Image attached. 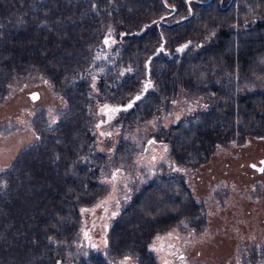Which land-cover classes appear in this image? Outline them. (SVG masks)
Masks as SVG:
<instances>
[{"label": "rangeland", "instance_id": "obj_1", "mask_svg": "<svg viewBox=\"0 0 264 264\" xmlns=\"http://www.w3.org/2000/svg\"><path fill=\"white\" fill-rule=\"evenodd\" d=\"M256 17L260 16L255 3H239L236 28L240 40L248 38L249 23ZM38 28L50 30L48 25ZM110 33L97 48V61L83 71L111 74L113 67L110 66L114 62L109 58L116 54L118 40L113 30ZM196 34L194 31L188 33L191 39L200 37L194 36ZM202 38L196 46L187 43L192 46L187 48L176 66L169 64L161 68L158 86L151 85L147 100L132 113L122 116L112 131L100 126L99 132L96 125L98 141L92 134V123L99 115L89 113L86 107L92 103L95 93L86 89L83 83L76 91L63 93L69 101L72 98L69 95L74 94L72 102L62 99L61 104L55 103L52 107L53 93L45 85H29L0 107V173L10 167L21 178L16 180L18 189L28 186L23 191L28 213L21 215L24 226L15 235L16 239L25 242L27 232L32 234L37 225L36 216L51 210L50 207L54 210L50 216L58 225H69L75 216L56 210L60 206L70 213L68 205L64 204L62 175L75 176L83 172L88 184L98 181L99 186L95 189L99 193L92 205L79 208L81 220L72 222L76 227L73 238L79 240L75 250H82V246L94 250L93 254L90 249L83 254L82 262L107 264L106 261L111 260L99 258L100 252H96L104 250L109 258L124 256L121 258L123 264H247L248 261L243 260L245 252L239 248L243 242V248L251 253L248 257L253 262L259 253L263 254L260 251H264V246L257 248V242L264 243V172L259 174L250 164L260 165V160L264 159V124L261 126L262 137L248 136L238 126L226 122L216 105L223 98L233 99L242 92L259 93L261 98L255 106L264 110V62L249 73L238 71L232 64L215 66L210 73L195 72L194 57L201 49L212 45L210 36L202 35ZM47 52L39 51L44 56ZM4 57L8 58V55ZM2 61L5 64L3 58ZM62 65L57 61L50 66L62 70L59 69ZM24 66L18 67L21 71L19 79L20 76L28 79L44 74L56 75L46 65L36 67L28 62ZM5 69L6 66L1 70ZM197 73H200L198 77ZM61 81L55 77V86L60 88ZM211 87L223 90L224 97L213 98L209 94ZM2 90L0 88V98ZM33 91L41 95L37 102L28 97ZM103 110L101 118L105 117ZM189 114H192L190 123L187 121L185 127L191 124L194 133L179 139L181 150L174 155L172 149L176 144L172 140L176 134L169 138L165 131L163 138L168 142L163 145L159 143L162 140L158 138L162 136L159 128H168L173 119L177 122ZM115 134L114 143L121 139L122 147L117 144L114 151V144L109 140L112 141L111 135ZM112 155L118 164L108 168ZM173 156L179 165L167 174L182 171L179 166H192L194 199L178 211L158 199L154 201L155 217H146L141 211L138 218L126 215L120 220L122 209L138 192L133 188L158 177L157 169L162 168V164L169 166ZM172 194V198L178 194L176 187ZM118 219L120 221L116 223ZM112 228L115 229L112 231Z\"/></svg>", "mask_w": 264, "mask_h": 264}, {"label": "trees", "instance_id": "obj_2", "mask_svg": "<svg viewBox=\"0 0 264 264\" xmlns=\"http://www.w3.org/2000/svg\"><path fill=\"white\" fill-rule=\"evenodd\" d=\"M240 2L255 3L259 8L260 17L249 23L250 35L245 40L239 39L236 28ZM43 25H48L50 30L38 28ZM110 30L118 40L116 54L109 58L114 62L110 66L113 67L111 74L83 71L97 61V48L108 39ZM193 31L197 33L194 36H200L198 39L189 37L188 33ZM202 35L210 36L212 45L201 49L194 57L195 72L210 73L215 66L226 64L234 65L243 73L256 70L264 62V0H0V88L3 89L0 107L29 85H45L53 93L50 98L53 107L55 103L61 104L62 99L69 101L63 93L76 91L83 83L86 89L95 93L92 103L86 107L89 113L99 115L92 123V134L98 141L96 125L97 131L100 126L112 131L117 123L102 122V108L115 103L129 104L135 99L123 115L132 113L147 100L151 85L158 86L161 68L169 64L176 66L188 47L203 40ZM189 42L192 45L184 47ZM40 50L48 52L44 56ZM6 55L8 58L4 57ZM2 58L5 64L1 62ZM57 61L63 63L59 68L62 70L51 67ZM28 62L36 67L46 65L56 75L44 74L28 79L20 76L19 79L21 71L18 67H25ZM5 66L6 69L1 70ZM55 77L62 80L60 88L54 84ZM209 94L213 98L224 97L223 90L214 87L209 89ZM69 96H72V102L74 94ZM260 98L259 93L242 92L233 99L223 98L216 110L226 122L238 126L248 136L262 137L264 110L255 106ZM172 143L177 142L173 140ZM17 175L10 167L0 173V264H76L87 250L83 247L75 250L79 240L73 238L76 227L72 222L81 220L80 207L93 204L99 193L95 189L97 182L89 185L83 172L75 176L64 173V204L68 205L70 213L60 206L56 210L75 218H71L69 225H58L50 216L54 211L50 207L51 210L36 216L33 233L27 232V240L21 242L15 235L24 226L21 215L28 213L23 197L28 186L18 189L16 180L21 178ZM144 190L139 195L137 207L146 217L153 218L157 213L154 201L165 199L166 195L156 188V183L149 184ZM85 199L90 201L83 202ZM164 201L173 211L185 205L181 195L177 200L166 198ZM243 245L244 242L239 245L241 252H245L244 255L240 252L243 260L248 261L247 264H257L258 259L254 262L249 259L251 253ZM99 257L111 260L106 261L108 264L124 263L121 259L124 256L109 258L104 250L100 251Z\"/></svg>", "mask_w": 264, "mask_h": 264}, {"label": "flooded vegetation", "instance_id": "obj_3", "mask_svg": "<svg viewBox=\"0 0 264 264\" xmlns=\"http://www.w3.org/2000/svg\"><path fill=\"white\" fill-rule=\"evenodd\" d=\"M30 93H32V92H30ZM30 93H28V97H29V94ZM126 105L127 104H121V103L120 104H116L115 103V104H112L110 106L109 105L106 106L104 108V110L102 109L103 110V113L105 114V117H104L105 119L104 118H100V120L102 122H104V121L107 122L108 121L110 124H114L118 120L122 119L121 118L122 116H126V115H123L124 112L127 110V109L124 108ZM26 111L28 113L30 112L29 107L26 109ZM111 115L112 116L114 115V117H111ZM190 116H192V114H189L188 116L183 117L182 119H179L177 122H175L177 119H175V120L173 119L171 125L168 128H165V126H160V128H159V131H161V135L162 136H158L159 135V132L157 133V136H158L159 139H162V140L159 141V143H161L163 145L166 144V142H168L167 140H165L163 138V135H164V132L165 131H168V133L166 135L169 138H172L173 135L176 134V137L173 138V140H176V142H177L176 144L178 146H174L173 149H172L174 155H175V153L176 154H179L180 153V150H181L180 149L181 148V145H180L179 139L181 137H183V138L191 137V135L194 133V130H193L191 124H188L187 127H185V123H187V121L189 122ZM162 124L163 123H161V125ZM111 136H113V140L111 141V139H110L109 141L114 144L112 150L114 149V151H115V149L118 148L117 144H120L119 145V148L122 147L121 139L119 140L120 142L117 141V144H115L114 142H116V141H114L115 140V137L114 136H116V134L115 135H111ZM193 137L194 136H192V138ZM109 159L110 160H109L108 165H107L108 168L109 167L113 168V167H115V165L118 164L117 161H116V158L114 160L113 155ZM170 159L169 160H170L171 163H169V166L168 165L163 166V164H162V168L160 167V169H157L158 170V173L160 172V174L157 175L158 177L152 178L151 180L147 181L146 183H143V185H141L140 187H134L133 188L134 190H136V192L137 191L138 192L137 193H134L135 195L133 194L134 196H132L130 198V201L128 202V204H126L124 206V208L122 209V211H121L122 213H121V216H120L121 219L120 220H122V218L124 216H126V215L131 216V218H138V217H140V211H139V208L137 207V202H138V199L140 198L139 195L142 192L145 191L144 189H147L148 188V185L149 184H152V183H156V188H160L162 194L166 195L165 199L167 198L168 200H170V199L171 200H177V199L180 198V195H181L184 198V203L185 204H187L190 199H194V196L195 195H194L193 190H192L193 189V186H192L193 183H191L192 180H193V179H191V178H193L192 172H194L192 166H188V167L179 166V168H181L182 171H179L178 173H173V174H171L169 176L167 174L169 172V170L170 169H174V168L178 167V165H179L178 162H177V160H176V158H175V156H173V158H170ZM123 162H125V161L123 160ZM161 162L163 163V160ZM251 164H250V167H251ZM251 169L256 170L259 174H262L263 173V172H260L258 169H255L253 167H251ZM157 178H160V180H156ZM96 182H97V187H98L99 186V183H98L97 180L96 181H91L89 183V185H94ZM174 187H176L178 189V194H175L174 195V198H172L173 197L172 190H173ZM93 188H94V186H93ZM165 199L163 198L162 200H165ZM129 213H133V215H130ZM120 220L119 219L116 220V223H118ZM159 226H160V224H159ZM114 229L115 228H112V231ZM155 231L158 232L157 231V228L155 229ZM257 246H258L257 248H259V246H264V243L257 244ZM82 247L85 248L87 250V252L90 249V252L93 254V251L94 250L91 247H85V246H82ZM108 249H109V251L112 252L110 246L108 247ZM100 251H102V250H100ZM100 251H96V252H100ZM260 252L264 254V251L262 249H261ZM263 254H260L259 253L257 255V257H256L258 259L257 264H264V256H263ZM81 257H83V255ZM83 263L89 264V262H82L80 260H78V262L76 264H83ZM135 263L136 262H133V264H135ZM104 264H106V263H104Z\"/></svg>", "mask_w": 264, "mask_h": 264}, {"label": "water", "instance_id": "obj_4", "mask_svg": "<svg viewBox=\"0 0 264 264\" xmlns=\"http://www.w3.org/2000/svg\"><path fill=\"white\" fill-rule=\"evenodd\" d=\"M40 93L38 92V91H33L32 93H30L29 94V97L32 99V101H34V102H36V101H38L39 99H40ZM135 101V99L133 100V101H131L129 104H131V107L133 106V102ZM129 104H127L124 108L125 109H129L130 107H128V105ZM253 165L255 166V167H253ZM251 167H253V168H255V169H258L259 171H260V169H262V168H264V159H261L260 160V165H257V164H254V163H252L251 164ZM261 172V171H260Z\"/></svg>", "mask_w": 264, "mask_h": 264}, {"label": "snow or ice", "instance_id": "obj_5", "mask_svg": "<svg viewBox=\"0 0 264 264\" xmlns=\"http://www.w3.org/2000/svg\"><path fill=\"white\" fill-rule=\"evenodd\" d=\"M184 47H187V45H185ZM181 50H182V49H181ZM129 71H130V69H129ZM136 99H139V97H136ZM128 107H131V104H129ZM253 167H255V166L253 165ZM260 171H261V172H264V168L260 169Z\"/></svg>", "mask_w": 264, "mask_h": 264}]
</instances>
